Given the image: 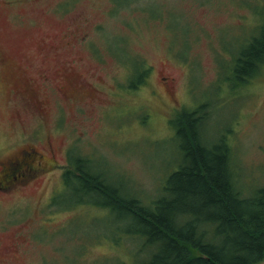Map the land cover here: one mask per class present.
<instances>
[{
  "label": "rangeland",
  "instance_id": "1",
  "mask_svg": "<svg viewBox=\"0 0 264 264\" xmlns=\"http://www.w3.org/2000/svg\"><path fill=\"white\" fill-rule=\"evenodd\" d=\"M263 21L264 0H0V161L52 155L0 193V264L146 261L137 222L63 176L81 160L150 208L183 164L181 115L204 105L202 143L226 141L241 195L264 187V67L231 75Z\"/></svg>",
  "mask_w": 264,
  "mask_h": 264
},
{
  "label": "trees",
  "instance_id": "2",
  "mask_svg": "<svg viewBox=\"0 0 264 264\" xmlns=\"http://www.w3.org/2000/svg\"><path fill=\"white\" fill-rule=\"evenodd\" d=\"M262 67L264 21L259 31L237 51L231 75L243 82ZM139 76L142 78L143 72ZM205 108L206 105L181 115L176 132L182 143L183 164L169 176L163 188L168 197L156 200L150 208L138 205L136 199L121 197L116 189L107 188L99 177L82 168L81 160H77L75 171L68 170L63 176L66 185L69 181L66 175H70L78 182L76 189L106 196L108 205L117 206L110 209L137 222L147 243L153 247L149 258L141 264H259L264 261V187L252 196L241 195L237 190L232 181L226 141L220 139L212 146L201 141L198 127L206 120Z\"/></svg>",
  "mask_w": 264,
  "mask_h": 264
},
{
  "label": "flooded vegetation",
  "instance_id": "3",
  "mask_svg": "<svg viewBox=\"0 0 264 264\" xmlns=\"http://www.w3.org/2000/svg\"><path fill=\"white\" fill-rule=\"evenodd\" d=\"M9 2L10 0H6V4ZM172 82L170 80L171 84ZM48 153L51 154V151L48 150ZM48 157L51 158L52 155L40 154L34 148L20 149L10 157L6 156L4 160L0 161V193H8L14 189H21L31 179H34L38 172L47 171L48 163H45V161ZM6 170H9V172H6Z\"/></svg>",
  "mask_w": 264,
  "mask_h": 264
}]
</instances>
